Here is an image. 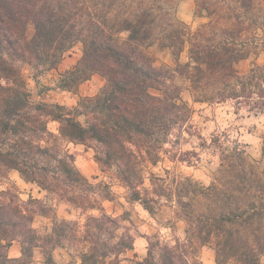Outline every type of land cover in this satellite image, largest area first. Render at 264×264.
<instances>
[{"label":"trees","instance_id":"trees-1","mask_svg":"<svg viewBox=\"0 0 264 264\" xmlns=\"http://www.w3.org/2000/svg\"><path fill=\"white\" fill-rule=\"evenodd\" d=\"M213 2L217 7H208V0L204 6L210 21L190 29L189 35L182 28L161 34L156 21L144 14L135 27L124 22L113 25L116 32L105 31L96 23L99 14L93 18L87 11L85 0H0V74L11 77L12 64H31L28 54L39 67L55 68L67 50L81 42L83 55L69 71L73 80L64 86L76 87L95 73L107 79L98 94L81 99L75 112L60 104L34 102L23 72L19 82L13 80L15 89H0V179L17 170L60 203L85 212L101 211L87 216L83 233L78 221L63 219L55 222L52 232L41 234L34 227L38 212L31 207L41 201L25 202L11 189L0 190V264H32L39 247L44 249L46 264H56L53 250L67 241L85 244L82 264H103L112 255L135 249V236L127 231L120 234L124 226L102 204L114 199L111 186L90 181L76 166L67 143L96 142V160L104 167L115 166L118 178L132 193L131 200L142 202L153 213L150 203L156 199L141 189L146 182L144 165L161 161L174 132L186 130L194 112L174 77L189 82L196 102L233 100L239 106L264 108V64H255L244 74L238 69L240 62L258 53V45L250 46L244 27L228 23L230 17L219 7L227 0ZM239 2L241 7H251V0ZM91 5L103 11L97 1L91 0ZM217 15L226 23L219 24ZM30 25L34 33L29 38ZM129 28L127 39L116 34ZM21 39L27 43L21 44ZM155 43L171 51L175 66L156 63L148 50ZM187 47L190 60L183 63L181 55ZM51 120L60 123L58 133L50 129ZM214 142L222 153L221 175L211 185L192 177L169 182L152 174V193L176 198L177 214L188 224L187 241L174 245L152 241L147 256L136 264H186L195 243L214 245L222 264L235 247L240 227L264 225V171L256 168L238 141L229 145L217 137ZM15 241L22 243L19 257L8 254Z\"/></svg>","mask_w":264,"mask_h":264},{"label":"rangeland","instance_id":"rangeland-1","mask_svg":"<svg viewBox=\"0 0 264 264\" xmlns=\"http://www.w3.org/2000/svg\"><path fill=\"white\" fill-rule=\"evenodd\" d=\"M94 1L99 2L103 7L108 2V0ZM198 19L202 23H194L191 30H197L211 18L204 10ZM215 20L219 24L226 23V20L221 19L220 15L215 16ZM33 33L34 26L30 25L27 36L30 38ZM244 37L250 42V46L258 45V53H252L250 58L238 64V69L243 74L247 73L255 64H264V55H262L264 54V39L249 37L247 32ZM148 50L158 65L175 66V59L171 51L162 48L159 43L153 44ZM82 55L83 45L81 42H77L67 50L57 67H39V71L33 72L31 76H29V72L32 71V64L22 63L25 65L23 74L27 88L31 93V99L34 102L44 101L50 104H60L67 111L75 112L83 97L98 94L107 84V79L99 73L93 74L90 79L82 81L76 87L64 86L67 81L73 80L69 71L78 65ZM189 60L190 55L187 47L181 55V61L186 63ZM174 80L176 81V77ZM179 80L184 81L185 78L179 77ZM177 83L183 86L182 83ZM183 94L194 109L190 123L182 133L174 132L173 141L166 145V150L162 153L161 161L157 165L150 162L144 165L146 182L141 189L147 197H155L156 202L151 201L150 203L154 207L153 213L149 211V214L142 202L131 200L132 193L118 178L115 166L104 167L96 160L98 149L96 142L67 143L68 149L75 156L76 166L90 181L104 182L111 186L114 199L103 201L102 204L105 211L117 216L124 226L119 230V233L127 231L134 236L145 235L147 238L145 254L138 255L134 250H129L121 255L108 257L103 264H136L137 260L147 256L152 241H161L164 244L172 245L178 241L182 243L187 241L188 224L177 214L179 207L176 198L173 196L158 197L152 193L154 190L151 182L153 173L167 178L169 182H172L174 178L192 177L204 185H211L221 175L222 153L214 142L217 137H221V140L229 145H236L239 142L240 146L246 150L249 159L256 164V168L264 171V167H262L264 165V108L252 109L247 105L239 106L233 100L215 103L196 102L191 91L185 87ZM49 127L58 133L60 123L51 120ZM249 150L258 154L259 163H256L255 158L251 157ZM6 189L17 192L25 202H29L32 198L41 201L40 203H31V207L38 212L34 227L41 234L52 232L55 222L63 219L78 221V226L81 227L79 231L83 233V225L87 216L101 213L98 209H90L85 212L68 203H60L55 195L42 189L36 183L26 181L17 170L9 171L5 177L0 179V190ZM42 211L47 214H41ZM240 228L243 230V227ZM0 241L2 245V239ZM84 246L85 244L81 242L68 241L64 245L58 246L53 250L56 264H82L81 250L85 248ZM14 250L19 251L20 256L22 255L21 241H15L9 248L8 254L11 257H13ZM188 257L189 262L186 264H218V255L214 245L202 246L195 243L192 248H189ZM226 258L224 256L222 260ZM32 264H46L43 248L35 249Z\"/></svg>","mask_w":264,"mask_h":264},{"label":"clouds","instance_id":"clouds-1","mask_svg":"<svg viewBox=\"0 0 264 264\" xmlns=\"http://www.w3.org/2000/svg\"><path fill=\"white\" fill-rule=\"evenodd\" d=\"M204 6L205 0H115V3L108 0L103 11H101L99 6L93 7L91 5V0H85V7L88 12L93 13V18L99 14L96 23L100 28L105 31L111 29L112 32H116L113 25L118 27L124 22H131L132 26L135 27L136 21L141 17V14H144L149 19L156 21V31L161 34L165 31L170 32L174 28H182L191 35L190 29L194 23H202L198 17L204 12ZM207 6L217 7L213 0H208ZM219 7L230 17L229 24H239L244 27L249 37L264 39V0H251V7L248 9L241 7L239 0H227L226 4L219 5ZM131 31L132 29L129 28L127 31H120L116 34L127 39L131 35ZM20 42L21 44L27 43L23 39ZM28 53H30V49ZM28 59L33 66L32 71L29 72V76H31L33 72L39 71V66L36 65L31 54H28ZM4 60H7V56L4 57ZM11 67L15 74L11 77L0 74V89H15L17 87L13 80L19 82L18 78L25 65L17 62ZM176 81L182 83L185 88L190 86L187 80L180 81L179 77H176ZM168 83H173V81ZM236 90L239 91L238 86ZM255 99L258 97L253 96V100ZM249 151L251 157L255 158V162L259 163L258 154L255 151ZM181 239H183L182 236ZM12 256L19 257L20 252L14 250ZM222 264H264V225L253 226L251 229H243L238 232L235 247L229 256L222 260Z\"/></svg>","mask_w":264,"mask_h":264},{"label":"crops","instance_id":"crops-1","mask_svg":"<svg viewBox=\"0 0 264 264\" xmlns=\"http://www.w3.org/2000/svg\"><path fill=\"white\" fill-rule=\"evenodd\" d=\"M146 211L149 213L148 210H146ZM135 238L136 239H135V249H134V252L137 253L138 255L145 254V244H146V239H147L146 236L145 235H136ZM0 245H1V241H0ZM11 250H12V248H11Z\"/></svg>","mask_w":264,"mask_h":264}]
</instances>
